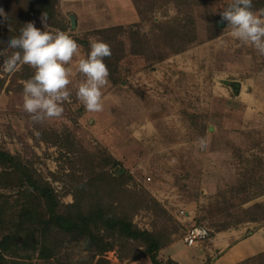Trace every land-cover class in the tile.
Listing matches in <instances>:
<instances>
[{"label": "rangeland", "instance_id": "obj_1", "mask_svg": "<svg viewBox=\"0 0 264 264\" xmlns=\"http://www.w3.org/2000/svg\"><path fill=\"white\" fill-rule=\"evenodd\" d=\"M60 1L64 32L79 46V54L65 66L69 96L61 104L59 117L36 122L23 109L25 82L14 78L23 63L13 72L0 70L1 151L32 166L64 204L74 202L78 181L91 180L96 174L94 161L112 155L119 166L105 168L104 173L116 179L127 172L131 177L127 189L146 191L168 213L157 218L154 211L143 208L135 213L134 224L149 231L166 227L173 233L172 241L184 238L187 223L178 221L177 211L187 209L190 202H199L192 225L205 226L211 234L217 225L244 219L245 209L264 203V119L245 122L224 104L233 94L232 81H244L264 70V55L251 43L233 37L227 22L221 21L220 13L231 0H133L142 19L135 30L146 46L142 55H135L129 35L120 37L125 54L117 66L118 82L112 84L107 78L100 112L86 111L76 90L84 79L78 71L79 59L86 58L90 40L101 38L95 30L72 29V12ZM4 3L0 0L2 18ZM254 14L264 18L261 12ZM45 23L47 31L59 30ZM157 24L175 26L186 49L175 54L165 47ZM34 25L45 30L41 17ZM3 31L0 24V34ZM5 47L0 42V55L7 58L15 50ZM162 54L167 58L159 61ZM2 193L9 206L0 213V245L5 237L14 243L5 252L0 247V264H77L91 258L87 244L72 242L57 230L44 243L46 259L21 249L26 236L21 214L40 209L42 202L18 190ZM213 205L230 206V217L214 213ZM256 224L264 226V222ZM107 257L112 264L118 263L114 252ZM246 264H264V258Z\"/></svg>", "mask_w": 264, "mask_h": 264}, {"label": "trees", "instance_id": "obj_2", "mask_svg": "<svg viewBox=\"0 0 264 264\" xmlns=\"http://www.w3.org/2000/svg\"><path fill=\"white\" fill-rule=\"evenodd\" d=\"M4 4V17H0V24L4 28L3 34H0L2 44H7L8 37L19 35V29L28 22L34 23L37 17L45 16L50 28L66 31V26L60 20L59 0H5ZM252 11L264 14V0L252 1ZM157 25L165 39L162 43L165 47L175 54L186 49V43L180 38V31L177 32L175 26L163 28L160 24ZM137 27L138 25L130 28L117 26L93 32L110 47L111 55L104 58V63L108 68L107 78L112 84L118 82L117 66L125 54L124 42L120 37L123 34L129 35L133 47L135 46V55H142L144 51L146 44L144 45L140 33L135 30ZM178 43L182 46L177 47ZM166 58L167 55L162 54L157 59L163 61ZM33 75V68L23 63L14 73V78L25 82ZM117 166L119 163L110 154L96 159L93 165L96 174L91 180L78 181L73 192L74 202L64 204L32 166L25 164L10 152L0 150V213H4V209L9 206V200L2 191L18 190L23 196H37L42 202L40 209L26 210L21 214V226L26 236L19 247L36 251L39 259H46L47 250L44 243L48 242L51 232L57 230L67 235L72 242H84L88 245L89 251L92 252L91 258L77 264H112L107 257L110 252L116 254V264L141 258H149L152 264H178L173 260L165 263L158 260L159 252L172 241L173 233H169L166 227L152 231L142 230L133 222L135 213L143 208L154 211L157 218L161 215L167 216V211L146 191H129L126 185L131 177L127 172L121 173L116 179L104 173L105 168ZM229 208L230 206H210L214 213H223L226 217H230L227 213ZM244 215V219L239 218L235 222L226 220L217 225L214 232L224 231L233 224L264 222V203H257L245 209ZM12 243L13 239L5 237L0 245L2 251H7ZM260 258H264V255L252 260Z\"/></svg>", "mask_w": 264, "mask_h": 264}, {"label": "clouds", "instance_id": "obj_3", "mask_svg": "<svg viewBox=\"0 0 264 264\" xmlns=\"http://www.w3.org/2000/svg\"><path fill=\"white\" fill-rule=\"evenodd\" d=\"M0 16L3 10L0 9ZM221 21L227 22L233 37L243 43H251L259 54L264 55V18L252 11V0H231L220 13ZM46 17H42L45 30L33 22L24 24L19 35L7 38L4 49H13L3 57L0 70L13 72L19 63L35 69L34 75L23 87V109L36 122L59 117L62 102L69 92V72L65 67L74 55L79 54L77 42L63 31L46 30ZM111 55L110 47L103 40H90L86 58L79 59L78 71L84 79L76 90L77 99L88 112L103 110L102 89L107 83L108 68L104 58Z\"/></svg>", "mask_w": 264, "mask_h": 264}, {"label": "crops", "instance_id": "obj_4", "mask_svg": "<svg viewBox=\"0 0 264 264\" xmlns=\"http://www.w3.org/2000/svg\"><path fill=\"white\" fill-rule=\"evenodd\" d=\"M60 2L64 8L72 12L71 28L81 32L117 26L130 27L142 22L133 0H61ZM71 17L75 19V28L72 27ZM72 68H70L71 72ZM233 82L239 83L240 90L238 93L235 92L230 84L233 94L230 95L229 101H224V104H229L232 112H239L245 122L264 119V70L256 71L244 81L234 80L231 83ZM236 106H239L237 111L233 109ZM198 205L199 202H190L187 205L189 220L184 227H191L195 221ZM261 255H264V226L256 223H241L212 234L208 241L196 247H188L184 238L179 241L173 240L161 249L158 260L163 263L173 260L178 264H246ZM123 264H152V262L149 258H141Z\"/></svg>", "mask_w": 264, "mask_h": 264}, {"label": "built area", "instance_id": "obj_5", "mask_svg": "<svg viewBox=\"0 0 264 264\" xmlns=\"http://www.w3.org/2000/svg\"><path fill=\"white\" fill-rule=\"evenodd\" d=\"M147 178V181H151ZM177 219L180 223H186L189 220V212L186 209L177 211ZM211 230L205 226L193 225L189 227L184 235V242L188 247H196L208 241L211 238Z\"/></svg>", "mask_w": 264, "mask_h": 264}, {"label": "water", "instance_id": "obj_6", "mask_svg": "<svg viewBox=\"0 0 264 264\" xmlns=\"http://www.w3.org/2000/svg\"><path fill=\"white\" fill-rule=\"evenodd\" d=\"M72 20V27L75 28V19L73 17H71ZM231 87L234 89L235 92H239L240 90V85L237 82H233L231 83Z\"/></svg>", "mask_w": 264, "mask_h": 264}]
</instances>
